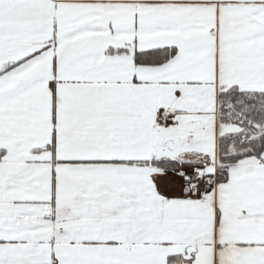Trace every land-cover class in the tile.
Masks as SVG:
<instances>
[{"label": "snow or ice", "instance_id": "6c2138e0", "mask_svg": "<svg viewBox=\"0 0 264 264\" xmlns=\"http://www.w3.org/2000/svg\"><path fill=\"white\" fill-rule=\"evenodd\" d=\"M0 264H264V0H0Z\"/></svg>", "mask_w": 264, "mask_h": 264}]
</instances>
